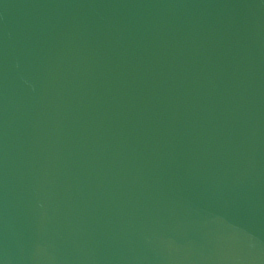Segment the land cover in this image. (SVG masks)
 <instances>
[{
	"label": "water",
	"instance_id": "1",
	"mask_svg": "<svg viewBox=\"0 0 264 264\" xmlns=\"http://www.w3.org/2000/svg\"><path fill=\"white\" fill-rule=\"evenodd\" d=\"M0 264H264V0H0Z\"/></svg>",
	"mask_w": 264,
	"mask_h": 264
}]
</instances>
